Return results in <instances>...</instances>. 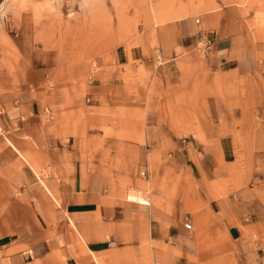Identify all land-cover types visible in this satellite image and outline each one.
Segmentation results:
<instances>
[{"label": "rangeland", "instance_id": "1", "mask_svg": "<svg viewBox=\"0 0 264 264\" xmlns=\"http://www.w3.org/2000/svg\"><path fill=\"white\" fill-rule=\"evenodd\" d=\"M0 1V53L12 57L13 68L21 48L30 58L50 55L56 67L47 86L60 103L44 107L51 109L45 124L57 117L90 160L102 161L99 187L109 198L127 201L128 188L140 189L151 198L156 223L181 229L177 238L155 241L156 223L148 219L146 229L139 227L140 242L155 246L156 258L135 251L139 240L122 233L101 255L104 264H264V0ZM220 3L247 27L237 69L209 67L197 42L161 55L160 36L170 37L172 25L200 24L202 13ZM137 48L144 50L141 59L132 56ZM124 49L128 64L117 56ZM222 143L232 150L226 159ZM187 148L198 162L203 155L213 160L215 169L197 168ZM161 161L171 162L169 172L156 167ZM244 205L256 221L248 225L243 217L237 239L228 216Z\"/></svg>", "mask_w": 264, "mask_h": 264}, {"label": "crops", "instance_id": "2", "mask_svg": "<svg viewBox=\"0 0 264 264\" xmlns=\"http://www.w3.org/2000/svg\"><path fill=\"white\" fill-rule=\"evenodd\" d=\"M198 23L188 20L172 25L170 37L160 36L161 55H174L177 48L188 50L207 32L214 39L206 58L209 67L237 69L245 56V45L239 43V36L247 30L245 23L232 18L222 3L214 11L206 9ZM0 56L7 58L0 68V264H104L101 255L111 249V240H123L122 233L139 240L135 251L147 249L155 259L157 248L142 245L139 228L143 224L146 229L148 219L150 226L156 223L151 198L146 197L149 206L139 204L142 190L132 188L126 191L127 201L109 198L99 187L106 171L102 161L98 157L90 160L89 150L75 145L70 130L62 129L57 117L52 124H45L44 107L60 103L59 95L55 98L47 86L56 69L50 55L33 52L30 58L26 48H21L15 68L11 56L2 52ZM117 56L121 64H128L125 49ZM132 56L141 59L143 48L133 49ZM38 84L41 86L34 87ZM220 149L225 159L232 153L224 143ZM186 152L197 168L205 172L215 169L213 160L205 155L198 162L189 148ZM205 152L208 154L201 151ZM156 167L169 172L172 164L161 161ZM244 207L228 216L229 233L237 239L243 235L238 226L243 217L250 221L248 225L256 221L254 212ZM154 226L150 238L155 241L177 238L181 233L171 227L164 230L161 223Z\"/></svg>", "mask_w": 264, "mask_h": 264}, {"label": "built area", "instance_id": "3", "mask_svg": "<svg viewBox=\"0 0 264 264\" xmlns=\"http://www.w3.org/2000/svg\"><path fill=\"white\" fill-rule=\"evenodd\" d=\"M200 20L197 19V22H199ZM214 46V39L212 36H210V34H208L207 32L203 33L200 35L199 39H198V47L200 49V51L204 54L207 55L209 54ZM93 67H97V63L94 62L93 63ZM96 80V74L92 71L90 74V82H94ZM45 113L47 118L51 117V109L49 107H46L45 109ZM18 127H14V130H17ZM10 131H7L6 134H9ZM141 175L146 176L148 173V167L147 165H144L143 169L140 171ZM139 204L144 205V206H149L151 204L150 200L146 197H143L141 200L138 201ZM192 222L190 220H188L185 223V227L188 230H192ZM263 251H264V247H263Z\"/></svg>", "mask_w": 264, "mask_h": 264}]
</instances>
